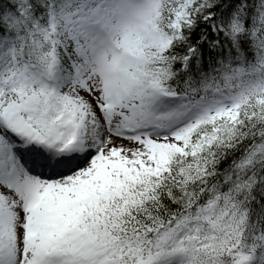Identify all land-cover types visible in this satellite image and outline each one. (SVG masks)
I'll use <instances>...</instances> for the list:
<instances>
[{
	"label": "snow or ice",
	"instance_id": "obj_1",
	"mask_svg": "<svg viewBox=\"0 0 264 264\" xmlns=\"http://www.w3.org/2000/svg\"><path fill=\"white\" fill-rule=\"evenodd\" d=\"M0 264H264V0H0Z\"/></svg>",
	"mask_w": 264,
	"mask_h": 264
}]
</instances>
